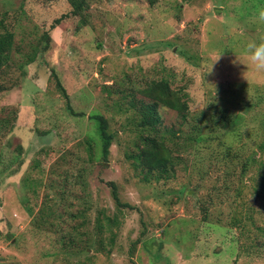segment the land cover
<instances>
[{"label": "rangeland", "instance_id": "rangeland-1", "mask_svg": "<svg viewBox=\"0 0 264 264\" xmlns=\"http://www.w3.org/2000/svg\"><path fill=\"white\" fill-rule=\"evenodd\" d=\"M86 5L0 0L14 40L0 74V264H264V71L245 54L264 40V0ZM161 80L187 117L158 107L173 176L145 179L129 155L143 91ZM92 114L113 134L106 160Z\"/></svg>", "mask_w": 264, "mask_h": 264}, {"label": "trees", "instance_id": "trees-1", "mask_svg": "<svg viewBox=\"0 0 264 264\" xmlns=\"http://www.w3.org/2000/svg\"><path fill=\"white\" fill-rule=\"evenodd\" d=\"M155 1L149 0V3L153 5ZM68 2L72 7L71 13L76 16L82 15L87 6L86 0H68ZM60 19L62 20L63 16L54 20L51 27L55 28L58 26ZM2 23L3 21L0 20V27L2 28V32H0V74L11 62V54L14 48L13 34L3 29ZM36 58L37 52L34 50L26 56L23 64L18 65L19 69H23L24 65L33 63ZM58 85L62 90L63 96L67 98L65 90L59 83ZM143 95L149 97L150 100L147 103L140 101L138 105V142L135 144L136 152L130 154L129 158L133 160L134 166L141 170L145 179H149L150 177L155 180L169 179L173 176L174 158L172 150L166 145L167 141L169 142V138L166 136L167 132H160L159 130L161 116L158 112V107L161 106L175 111L182 121H185L188 109L187 104L181 100L178 93L173 91L165 80L153 83L151 91H143ZM67 110L70 111L69 106H67ZM90 118L93 119L101 140V157L103 160H106L113 142V134L109 132L108 122L104 116L92 114ZM3 122L6 125L8 124L7 119H4ZM195 130L200 131V128H196ZM168 134L174 135V132H168ZM202 137L199 134L194 138V141L199 142ZM258 148L260 151H263V144ZM254 162H257V159ZM261 167H263L262 163H260L259 168L261 169ZM261 178L262 181L259 182V185L264 186V171L261 173ZM108 185L116 205L118 207H127V204L121 203L119 199L116 184L109 182Z\"/></svg>", "mask_w": 264, "mask_h": 264}, {"label": "clouds", "instance_id": "clouds-1", "mask_svg": "<svg viewBox=\"0 0 264 264\" xmlns=\"http://www.w3.org/2000/svg\"><path fill=\"white\" fill-rule=\"evenodd\" d=\"M259 19L264 20V13L260 14ZM245 54L257 71H264V40L249 41L245 47Z\"/></svg>", "mask_w": 264, "mask_h": 264}]
</instances>
